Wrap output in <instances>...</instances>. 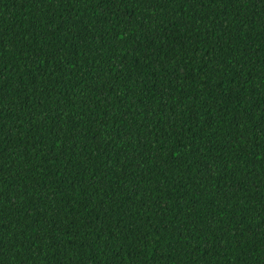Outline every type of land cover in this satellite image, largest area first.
<instances>
[{
  "label": "trees",
  "instance_id": "1",
  "mask_svg": "<svg viewBox=\"0 0 264 264\" xmlns=\"http://www.w3.org/2000/svg\"><path fill=\"white\" fill-rule=\"evenodd\" d=\"M0 264H264V0H0Z\"/></svg>",
  "mask_w": 264,
  "mask_h": 264
}]
</instances>
